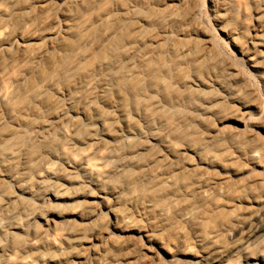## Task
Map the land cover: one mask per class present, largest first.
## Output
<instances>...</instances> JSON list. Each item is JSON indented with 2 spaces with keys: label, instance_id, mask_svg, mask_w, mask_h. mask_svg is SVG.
Returning <instances> with one entry per match:
<instances>
[{
  "label": "bare ground",
  "instance_id": "bare-ground-1",
  "mask_svg": "<svg viewBox=\"0 0 264 264\" xmlns=\"http://www.w3.org/2000/svg\"><path fill=\"white\" fill-rule=\"evenodd\" d=\"M12 1L20 6L1 15L0 61L15 49L21 59L0 69V105H8L0 116V264H182L236 226L246 204H264L263 179H241L264 167V101L198 19L202 0L147 14L146 0H132L102 16L100 28L88 18L107 0L84 3L65 24L75 44L21 106L8 104L6 80L61 44L55 16L84 0ZM54 4L55 15L37 20ZM208 4L264 85V0ZM238 20L253 23L243 45ZM228 253L203 252L200 264H264V236Z\"/></svg>",
  "mask_w": 264,
  "mask_h": 264
},
{
  "label": "rangeland",
  "instance_id": "rangeland-1",
  "mask_svg": "<svg viewBox=\"0 0 264 264\" xmlns=\"http://www.w3.org/2000/svg\"><path fill=\"white\" fill-rule=\"evenodd\" d=\"M146 4L140 8L141 13L147 14L151 12L153 9L159 7L160 5H171L172 0H146ZM132 0H107L105 3H102L95 12H92L91 15L88 18V23L92 26L100 28L101 22L99 19H101L102 16H110L114 17L118 13L117 9L119 5L128 6L130 5ZM203 7L201 10L197 13V17L200 20V22L204 25L205 28L209 30V32L215 37V42L218 48L225 52V53H231L232 58L234 62L240 66L242 69H244L248 75L250 76V82L254 84L259 90L261 94V99L264 101V85L261 81V75L253 74L249 71L247 67L246 60L238 53L237 48L230 42V40L223 35V33L219 30L217 23L212 17V12L209 11V4L208 0H202ZM88 4L90 6L95 4V0H84L83 4L78 3L77 5H73L68 8V14L63 15L62 13L57 14L56 22L59 26L60 33L59 37L62 39L61 44L56 47H49L50 54L48 56H43L39 62L37 63H27L25 65H22L21 67H17L16 71L12 74L9 80H6L8 82L5 83V87L7 88L8 96L10 103L8 104H15L19 106L20 104L23 105L25 100H28L26 95H28V91L38 83V81L41 80L44 76H52L51 72V65L54 61H56L58 58L62 56V54L69 48L70 44H75L76 38L64 36V29L65 24L72 19L77 12H79L83 5ZM20 6L19 3L13 2L12 0H0V38L3 37L6 33L4 30V27L2 25L1 21V15L5 11H10L12 8H16ZM65 6L61 7L63 10ZM57 8V5L54 4L48 13L43 15H38L37 20H41L43 16H52L55 15V10ZM170 11H178L179 7L171 6L169 8ZM19 20V19H18ZM35 20L30 26L29 30L35 27L38 24V21ZM252 24L250 21H246L245 24L242 25L240 21L238 20L235 23L236 28V34L238 35L240 42L239 45H243L246 37L248 34L252 31ZM189 25H184L185 28H187ZM99 30V29H98ZM97 30V33L94 37V42H98L101 40L102 35L100 31ZM193 44L198 47L199 50L203 49L204 45V38L201 36H197L196 39L193 40ZM195 58V57H193ZM191 58V59H193ZM21 59V52L17 49L13 51L11 55H7L2 57V60L0 61V69L8 66L10 64H14L19 62ZM88 65H91L89 63ZM202 69H200V73L205 75L206 72H203ZM181 72L178 74H175L171 77V80H177L181 76ZM55 75V76H54ZM53 76L56 77V73H53ZM18 79H22L21 84H16L14 81H17ZM59 81H68V80H60ZM69 81H72L70 79ZM242 87L237 89V92L241 90ZM52 96V93H49V97ZM8 100V101H9ZM20 105V106H21ZM36 105L37 104H33ZM7 107L8 105H0V116L4 117L7 114ZM241 110L237 108L235 110V115H239ZM235 117V116H234ZM213 126L217 125V120L214 118L212 121ZM195 131L199 130V132H205L204 125L199 124L194 127ZM190 134V131L187 132L188 137H192ZM206 136V135H205ZM185 141L179 140L177 144H184ZM158 150L162 153H165V151L162 148H158ZM191 161L195 165H200L199 160L196 156L191 155L190 157ZM216 174H224L223 171H221L219 168H212ZM230 180L235 181L236 178L230 174L226 173ZM256 176L263 179V182H261L262 186L260 187L258 196L259 199H264V167H255L251 169V172L247 174L246 176H243L241 179L245 182H251L254 184L260 183V180L256 178ZM8 190H13L14 188L11 185H6ZM238 187V186H237ZM28 202V201H27ZM31 202V201H29ZM264 202V201H263ZM107 217L109 218V214H107ZM239 222L236 226H233L232 229L225 232L218 240H216L213 243H207L204 247L205 250L198 251L194 253L192 257H188L187 260L182 262V264H200V258L203 256V252L206 254H213L214 252L222 249H228V254H232L235 249H238L240 246L248 245L252 243L256 238L263 237L264 236V204L258 208L254 203H249L244 206L242 211L239 213ZM253 230L252 236L247 238V233L249 231ZM247 240V242H246ZM196 249V247H195ZM163 254V253H162ZM227 254V255H228ZM164 257V255H163ZM168 260V259H166Z\"/></svg>",
  "mask_w": 264,
  "mask_h": 264
}]
</instances>
